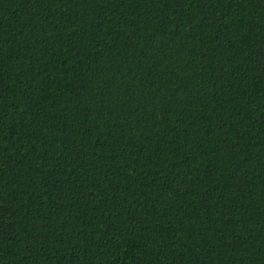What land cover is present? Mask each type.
Instances as JSON below:
<instances>
[{
    "label": "trees",
    "instance_id": "trees-1",
    "mask_svg": "<svg viewBox=\"0 0 264 264\" xmlns=\"http://www.w3.org/2000/svg\"><path fill=\"white\" fill-rule=\"evenodd\" d=\"M0 264H264V0H0Z\"/></svg>",
    "mask_w": 264,
    "mask_h": 264
}]
</instances>
